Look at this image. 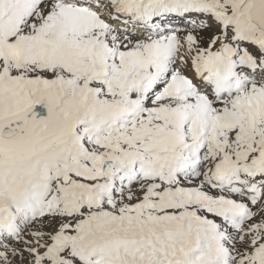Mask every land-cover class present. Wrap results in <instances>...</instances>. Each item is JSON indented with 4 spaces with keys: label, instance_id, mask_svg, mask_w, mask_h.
Here are the masks:
<instances>
[{
    "label": "snow or ice",
    "instance_id": "1",
    "mask_svg": "<svg viewBox=\"0 0 264 264\" xmlns=\"http://www.w3.org/2000/svg\"><path fill=\"white\" fill-rule=\"evenodd\" d=\"M0 264H264V0H0Z\"/></svg>",
    "mask_w": 264,
    "mask_h": 264
}]
</instances>
